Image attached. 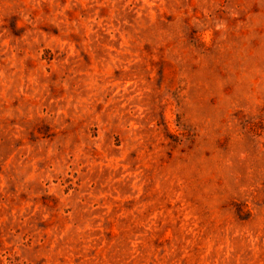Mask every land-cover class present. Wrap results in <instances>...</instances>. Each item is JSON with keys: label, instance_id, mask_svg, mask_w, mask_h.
<instances>
[{"label": "rangeland", "instance_id": "1", "mask_svg": "<svg viewBox=\"0 0 264 264\" xmlns=\"http://www.w3.org/2000/svg\"><path fill=\"white\" fill-rule=\"evenodd\" d=\"M0 264H264V0H0Z\"/></svg>", "mask_w": 264, "mask_h": 264}]
</instances>
